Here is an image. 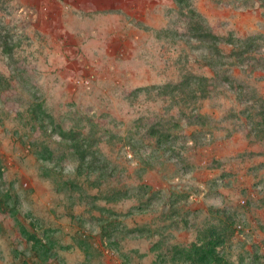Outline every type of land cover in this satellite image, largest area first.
<instances>
[{
	"label": "rangeland",
	"instance_id": "rangeland-1",
	"mask_svg": "<svg viewBox=\"0 0 264 264\" xmlns=\"http://www.w3.org/2000/svg\"><path fill=\"white\" fill-rule=\"evenodd\" d=\"M207 228L264 264V0H0V264H183Z\"/></svg>",
	"mask_w": 264,
	"mask_h": 264
},
{
	"label": "trees",
	"instance_id": "trees-1",
	"mask_svg": "<svg viewBox=\"0 0 264 264\" xmlns=\"http://www.w3.org/2000/svg\"><path fill=\"white\" fill-rule=\"evenodd\" d=\"M209 35L207 32L202 33V37L208 38ZM205 80V77H203ZM182 85V84H181ZM165 87H170V84L165 85ZM171 90H175L173 87ZM155 128H151V132L155 133ZM163 138V135H158L157 142ZM164 139V138H163ZM81 142L78 141V146ZM131 147L133 145L131 144ZM84 148V147H81ZM90 146L87 147V154L84 149H80L78 152V160L79 165L78 168H81L84 164H89L91 166L95 165L99 168H107V164H103L102 162L97 161V155L93 151H88ZM91 155L89 158L88 156ZM135 229H130L133 231ZM29 241L31 242L33 247H38L41 245L40 238L36 237V235H30ZM223 241L221 237V232L217 231L214 228H207L205 230H201L195 241L190 242L188 245L184 246H174L170 249V254L172 255V259L174 261H180L183 264H229L222 256L218 255L217 246ZM44 251H47V247L42 244ZM164 254H159V259L164 258Z\"/></svg>",
	"mask_w": 264,
	"mask_h": 264
}]
</instances>
